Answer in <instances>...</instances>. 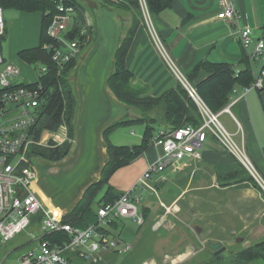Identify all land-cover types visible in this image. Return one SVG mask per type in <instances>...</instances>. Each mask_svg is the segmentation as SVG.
Listing matches in <instances>:
<instances>
[{
    "label": "crops",
    "instance_id": "0c3cea01",
    "mask_svg": "<svg viewBox=\"0 0 264 264\" xmlns=\"http://www.w3.org/2000/svg\"><path fill=\"white\" fill-rule=\"evenodd\" d=\"M235 1L241 15L239 20L226 21L218 18L220 0H175L172 7L150 17L152 27L146 19L140 23L127 55V66L147 94L157 96L180 83L157 47L153 29L163 41L175 65L185 74H189L205 59L213 62H228L237 69L242 67L243 58L254 52L255 43L245 48L239 38V31L249 26L254 31V39L264 35V0ZM90 5L93 8L91 16L86 7L81 5V9L89 15L92 23V34L84 44L94 42V45L90 53L82 54L85 45L83 46L75 65V69L79 67V71L85 70L79 75L81 76L77 83L79 87L75 93L77 110L73 121V141L79 143L81 153L85 148L93 153L102 148L103 152L107 153L103 130L129 114V107L115 96L107 84V78L113 70L116 49L132 24L133 15L127 11H123L124 15H119L111 8L106 10L107 6L112 5L104 0L91 1ZM98 11L101 12L100 15ZM108 13L114 22L110 28L105 25V21L103 22V17ZM11 21L13 22L7 28L2 40L7 42L10 55L17 53L19 56L20 51L40 45L42 13L19 11ZM253 63L256 69L255 60ZM206 76L205 72H201L196 80L199 81ZM232 110L242 126L247 151L264 176V90H250L245 99L234 105ZM226 115L230 117L234 126L231 132L236 133L237 124L229 114ZM51 134L52 131L45 130L42 136L48 137ZM241 136L240 133L237 135L240 139ZM110 139L115 145H121L118 141ZM161 155L162 149L153 145L133 164L143 160L147 168ZM229 155L214 137H209L202 147L201 159L187 158L183 162L185 166L187 165L185 169L192 162L202 161L203 166L231 172L237 170V167L230 161ZM80 156L82 157L83 153ZM70 167H64L62 173L70 172ZM98 174L100 178V170ZM40 181L41 177L37 181V191L41 199L47 202ZM232 194L234 206L231 209L227 206H219L218 209L219 215L227 216L229 222L226 228L231 230L232 235L237 234L236 239L243 240L240 242L242 245L249 246L264 242L263 195L255 188L243 186H236ZM195 228L198 232L202 230L199 224H196ZM228 241L233 239L230 238L226 243ZM216 242L225 245L222 241ZM200 250L204 252L205 247L201 246ZM182 259H177L176 263ZM188 260H193V257Z\"/></svg>",
    "mask_w": 264,
    "mask_h": 264
},
{
    "label": "built area",
    "instance_id": "2783aa9c",
    "mask_svg": "<svg viewBox=\"0 0 264 264\" xmlns=\"http://www.w3.org/2000/svg\"><path fill=\"white\" fill-rule=\"evenodd\" d=\"M140 1L145 19L149 21L151 15L146 2ZM219 5L218 18L226 21L240 19L235 0H220ZM91 26V19L86 12L60 0L47 28L53 43L46 44L45 48L53 50L52 60L61 69L79 56ZM6 30L5 9L0 5V244L9 242L33 225L40 229L38 236L33 235L34 247L20 255L18 264H75L66 255L69 251L78 253L82 259L90 262L98 261L108 251H130L132 245L127 244L119 232L112 229V221L132 218L141 224L143 217L139 205L143 195L139 192L140 187L146 189L153 182V177H159L170 169H179L187 158L201 159L202 147L209 137H214L226 152L240 161L264 190L263 174L247 151L242 126L232 110L234 105L245 99L250 90H264V35L254 39V31L249 26L239 31V38L245 48L255 43L254 52L248 56L251 61L262 59V66L258 72L254 68L255 79L251 85L235 87L229 103L219 112H214L175 65L163 41L153 29L157 47L196 102L202 124L183 125L177 129L163 128L153 140L154 146L162 149V155L147 166L131 189L124 191L115 201L102 204L98 208L97 221L89 226L81 228L65 222L62 210L39 196V173L30 154L32 145L37 143L31 133L32 127L36 123L40 106L46 101L44 87L39 79L35 83L13 80L21 73V69L7 63L4 58L1 42ZM70 31H75L72 38L66 36ZM46 71L45 65L42 72ZM224 113L229 114L237 124L236 133L222 123L220 117ZM239 133L242 135L240 140L237 139ZM51 137L54 145L70 140L67 125L62 124L57 131L52 132ZM61 232L70 236L68 241L60 243L45 239L49 234Z\"/></svg>",
    "mask_w": 264,
    "mask_h": 264
},
{
    "label": "rangeland",
    "instance_id": "374dc122",
    "mask_svg": "<svg viewBox=\"0 0 264 264\" xmlns=\"http://www.w3.org/2000/svg\"><path fill=\"white\" fill-rule=\"evenodd\" d=\"M77 1L86 7L91 16L93 8L90 2L103 0ZM107 7L106 10L112 9L119 15H124L122 10L114 6ZM17 13L19 11L16 9L5 10L6 28L11 25L13 22L11 20ZM100 14L101 12L98 11V15ZM110 17L109 13L103 17V22L105 21V25L109 28L114 23ZM2 43V51L7 63L14 64L21 69V73L13 80L20 83L37 82L45 65L26 62L17 53L10 55L7 42ZM93 45L94 42L87 43L83 50L81 49V53H90ZM255 66L258 72L262 66V59H256ZM84 70L79 71V67L76 69L74 67L65 82L67 88L64 89L70 90L74 96L79 87V84L77 85L81 77L79 75ZM184 75L187 78V74L184 73ZM65 83H62V87ZM127 106L129 114L120 120L136 118L142 114L138 108ZM224 114L220 119L231 131L234 127L232 120L226 113ZM144 128L145 124L121 126L111 133L110 138L121 145H136L142 139ZM156 128L158 133L164 127L156 126ZM43 136H41L40 144L48 145L53 142L52 134L48 137ZM237 139L240 140V137ZM209 143L208 141L207 144ZM79 148V143L73 141L70 154L60 162L49 161L40 156H34L32 159L41 177L40 182L47 197V203L59 207L64 215L81 199L86 187L99 179L98 170L108 157L102 148H99L96 153L85 148L81 157L82 153ZM229 157L230 161L235 163L237 170L219 171L201 165L202 161L192 162L185 169L187 165L185 166L183 162L179 169H170L159 177H153L151 180L153 182H150L149 186L145 187L146 189L141 187L139 189L143 195V200L139 205L140 213L143 212V222L138 224L132 218L120 220L123 228L121 236L127 244L132 245L131 250L126 253L108 251L103 253L98 261H86L84 264H200L216 257L214 250L209 247L210 242L222 241L226 244L230 238L235 240L237 237V234L232 235L231 230L226 228L229 221L226 215L218 214L219 206H227L230 209L234 206L232 192L236 186L255 188L264 197V190L257 180L241 165L240 161L232 155ZM133 163L118 169L110 178L109 183L118 191L131 189L146 168L143 160ZM68 166H71L70 172L62 173V169ZM104 193L105 187L99 191L97 200H100ZM196 224L202 226L201 232L195 228ZM39 233V226L33 225L9 242L0 244V264H18L20 255L34 247V236H38ZM201 246L205 247L204 252L200 250ZM244 247L246 246L242 243L228 247L227 254L224 253L221 257L226 258ZM5 256L6 259H4ZM182 256H184L183 259ZM191 257L193 260H188ZM177 259L182 260L176 263ZM249 264L263 263L252 261Z\"/></svg>",
    "mask_w": 264,
    "mask_h": 264
},
{
    "label": "trees",
    "instance_id": "16d2710c",
    "mask_svg": "<svg viewBox=\"0 0 264 264\" xmlns=\"http://www.w3.org/2000/svg\"><path fill=\"white\" fill-rule=\"evenodd\" d=\"M81 8L77 0H64ZM115 8L132 13L133 19L130 28L121 39L114 54L113 70L107 78V84L115 96L124 104L138 108L141 115L136 118L116 121L103 130L104 144L107 149V160L100 169V178L86 187L81 199L65 214L64 221L75 226L85 228L97 221L98 208L107 202H113L122 195V191L114 188L109 180L120 168L129 165L141 157L153 144L157 133L156 126L177 129L183 125L199 126L202 117L194 99L180 82L176 87L169 88L160 95L147 94L145 88L137 81L135 74L127 66V55L132 45L136 32L141 22L145 21V14L140 0H104ZM151 17L173 6L175 0H145ZM60 0H0V5L6 9H16L25 12L42 13L41 43L38 47L20 51L19 57L29 63H43L47 66L46 73L42 72L39 81L42 83L46 95V101L40 106V112L36 123L32 127V136L37 143L31 147V157L40 156L53 162H60L71 152L74 139V116L76 110V98L74 94L64 89L70 71L75 67L77 57L60 68L53 60V50L46 49L45 45L53 43L47 34L48 25L56 11ZM77 28H75L76 30ZM7 33V30H6ZM74 32L67 33V37H74ZM91 29L84 38V43L91 35ZM4 38V37H3ZM83 43V46L85 45ZM254 63L245 55L242 67L235 68L228 62H213L202 60L193 70L187 74L188 80L196 87L198 93L214 112L222 110L230 101L233 89L237 86L251 85L255 76ZM201 72L207 76L199 81L197 77ZM62 83L65 86L62 87ZM67 88V87H66ZM262 91V90H260ZM62 124H66L69 130L70 140L61 145L38 144L45 130L57 131ZM145 124L142 140L136 145H115L111 139V133L118 127ZM105 187V193L97 200L99 191ZM143 211V208H142ZM143 213V212H142ZM40 219V218H38ZM121 219L112 221L113 230H118L121 235ZM70 236L61 232L49 234L46 240L52 242L68 241ZM68 258L75 264L86 262L76 252H67ZM252 261H260L264 264V242L249 245L224 258L217 257L200 264H249Z\"/></svg>",
    "mask_w": 264,
    "mask_h": 264
},
{
    "label": "water",
    "instance_id": "95a60500",
    "mask_svg": "<svg viewBox=\"0 0 264 264\" xmlns=\"http://www.w3.org/2000/svg\"><path fill=\"white\" fill-rule=\"evenodd\" d=\"M243 242L241 238L233 241H228L225 245L221 242H210L209 247L214 250L215 256L220 259L222 254H227V248L236 245L237 243Z\"/></svg>",
    "mask_w": 264,
    "mask_h": 264
}]
</instances>
